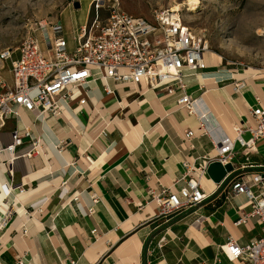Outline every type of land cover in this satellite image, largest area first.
<instances>
[{
	"label": "crops",
	"instance_id": "0c3cea01",
	"mask_svg": "<svg viewBox=\"0 0 264 264\" xmlns=\"http://www.w3.org/2000/svg\"><path fill=\"white\" fill-rule=\"evenodd\" d=\"M210 54L204 71H184L185 83L196 115L205 116L214 138L222 140L251 119L250 110L264 108V64L230 67ZM9 69V62H0L7 83ZM91 75L72 90V101L59 102V115L42 119L19 110L17 125L9 118L0 132L4 145L15 128L30 127L44 150L15 161L12 182L0 156V264L21 258L24 264H243L242 257L228 261L219 247L231 236L244 248L260 237L261 227L255 219L235 226L250 206L245 196H228L227 190L231 180L264 176V140L248 161L236 146L233 171L220 184L207 175L201 180L202 204L156 218L149 191L160 185L178 192L182 163L201 164V157L215 156L214 146L199 134L197 117L177 105L178 94L108 80L112 94L106 95L100 73L92 69ZM237 82L244 88L234 93ZM3 185L13 189L7 197Z\"/></svg>",
	"mask_w": 264,
	"mask_h": 264
},
{
	"label": "built area",
	"instance_id": "2783aa9c",
	"mask_svg": "<svg viewBox=\"0 0 264 264\" xmlns=\"http://www.w3.org/2000/svg\"><path fill=\"white\" fill-rule=\"evenodd\" d=\"M103 6L101 0L90 2L93 18L75 31L71 50L60 21H55L36 24L18 48L0 52V62H9L11 75L10 83L0 77V132L9 118L17 125L19 110L42 119L59 115V102L72 101L75 96L72 90L91 81L92 69L100 73L106 95L112 94L108 80L131 85L144 82L149 88L163 86L168 95L178 94L177 105L197 117L199 134L211 140L216 153L212 158L201 157L199 165L182 163V175L174 182L175 185L182 183L178 192L159 185L155 191H149V196L158 207L156 218H167L178 211L197 207L207 199L200 182L206 177L210 163L232 166L238 154L236 146L246 161L256 152L257 143L264 140V108L257 106L250 110L251 119L235 125L232 137L215 139L206 117L196 115L184 75L185 70L192 73L205 70L204 54L209 50L205 37L186 26L179 11H154L147 20L113 9L108 18L100 22L99 12ZM36 33H40V37L35 36ZM243 88L244 83L237 82L233 92L239 93ZM186 134L191 136L192 131ZM43 154L40 140L33 136L30 127L15 128L9 134L8 143L0 142L1 164L6 166L10 182L15 161ZM12 190L11 186L3 185L1 195L7 197ZM18 191L24 192L21 187ZM227 195H243L249 202V211L241 213L235 226L255 219L261 227V235L244 248L229 236L219 247L220 252L228 261L242 257L243 264H264V176L256 173L249 176V181L231 180ZM202 220L199 217L194 223L200 225ZM91 235L98 238L96 230H92ZM164 241L162 237L159 248ZM16 264H24V258L18 259Z\"/></svg>",
	"mask_w": 264,
	"mask_h": 264
},
{
	"label": "rangeland",
	"instance_id": "374dc122",
	"mask_svg": "<svg viewBox=\"0 0 264 264\" xmlns=\"http://www.w3.org/2000/svg\"><path fill=\"white\" fill-rule=\"evenodd\" d=\"M92 0H0V52L16 49L40 22L60 21L64 38L72 45L85 16L93 18ZM99 21L113 9L133 17L151 19L154 11L179 7L186 26L204 36L209 50L224 64H264V0H101ZM77 6V9L75 8ZM40 37V33L36 35ZM16 55V54H15ZM17 56V55H16Z\"/></svg>",
	"mask_w": 264,
	"mask_h": 264
},
{
	"label": "water",
	"instance_id": "95a60500",
	"mask_svg": "<svg viewBox=\"0 0 264 264\" xmlns=\"http://www.w3.org/2000/svg\"><path fill=\"white\" fill-rule=\"evenodd\" d=\"M75 8L77 9V6H75ZM232 171L233 168L231 164L222 166L219 162H212L206 169V175L214 184H220L226 175L231 174Z\"/></svg>",
	"mask_w": 264,
	"mask_h": 264
},
{
	"label": "bare ground",
	"instance_id": "6f19581e",
	"mask_svg": "<svg viewBox=\"0 0 264 264\" xmlns=\"http://www.w3.org/2000/svg\"><path fill=\"white\" fill-rule=\"evenodd\" d=\"M197 5L198 4V0H190L189 2H188V5ZM172 10L173 11H179L180 10V8L179 7H175V8H172ZM210 50H208L207 52H209ZM206 52V53H207ZM205 55V54H204ZM208 57V56H207ZM207 57H206V59H207ZM210 57H212L215 61L217 60V58H216V56L215 55H213L212 53L210 54ZM207 61V60H206Z\"/></svg>",
	"mask_w": 264,
	"mask_h": 264
}]
</instances>
